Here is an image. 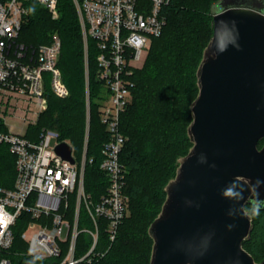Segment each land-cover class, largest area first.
<instances>
[{
  "label": "trees",
  "instance_id": "1",
  "mask_svg": "<svg viewBox=\"0 0 264 264\" xmlns=\"http://www.w3.org/2000/svg\"><path fill=\"white\" fill-rule=\"evenodd\" d=\"M216 1L171 0L164 10L167 23L162 34L153 38L144 64L133 71V99L121 116L122 131L128 136L121 161L127 168L125 192L130 198L133 214L124 218L112 243L104 231V224H101L98 250L104 255L94 264L151 262L154 240L149 227L162 209L167 196L165 187L176 176L179 159L193 146L188 134L193 120L191 105L199 94L198 67L213 36L212 6ZM27 8L19 41L31 52L39 44L50 43L54 35L60 37L62 49L58 65L70 93L66 97L55 95L47 79L48 107L41 112L37 125L31 127L25 136L37 141L43 129H55L60 140L71 144L81 159L86 129L90 125L85 189L94 201H98L109 183L100 168L102 150L109 134L101 122L99 110L102 90L96 76L95 44L90 40L91 118L88 122L84 38L74 0H59L56 18L38 2H28ZM263 146L264 139L259 142V147ZM15 163L16 157L8 146L0 144L1 187L14 186ZM251 207L252 204H248L246 209L250 212ZM73 210L72 203L69 217ZM26 217L23 215L14 228L15 240L8 251L12 263L55 264L58 258L43 259L27 254V244L16 232L19 225L26 223ZM252 219L253 228L250 237L244 241V247L257 262H262L264 207ZM90 244L89 235L82 232L77 239L78 254L86 252Z\"/></svg>",
  "mask_w": 264,
  "mask_h": 264
},
{
  "label": "built area",
  "instance_id": "2",
  "mask_svg": "<svg viewBox=\"0 0 264 264\" xmlns=\"http://www.w3.org/2000/svg\"><path fill=\"white\" fill-rule=\"evenodd\" d=\"M31 1L58 17L59 0H0V97L10 99L17 95L19 99H37L40 115L48 107L47 79L55 95L66 97L70 92L58 65L60 37L54 35L50 43L39 44L31 52L19 41L28 13L27 3ZM74 2L84 38L88 122L91 118L90 40L95 44L96 76L102 90L100 116L109 134L100 168L108 178V187L98 201L85 189L90 125L81 159L77 160L70 144L74 163L56 152V145L62 142L57 130L43 129L36 141L0 126V144H6L16 157L14 186H0V264H13L8 251L15 240V225L23 215L27 216L26 223L31 220L29 228L40 225L27 242L28 255L58 258L55 264H94L104 255L98 250L101 224L112 243L128 213L127 168L121 161L128 138L121 128V116L133 99V71L147 53L151 40L162 34L167 23L164 10L171 0ZM72 203L73 215L69 217ZM82 213L86 215L83 226ZM82 232L89 235L91 244L86 252L78 254L77 239ZM25 237L23 232L21 238Z\"/></svg>",
  "mask_w": 264,
  "mask_h": 264
},
{
  "label": "water",
  "instance_id": "3",
  "mask_svg": "<svg viewBox=\"0 0 264 264\" xmlns=\"http://www.w3.org/2000/svg\"><path fill=\"white\" fill-rule=\"evenodd\" d=\"M212 11L191 105L193 146L149 227L150 264H264L244 247L253 228L246 207H264V0H218ZM55 150L75 162L66 141ZM230 188L243 198L226 195Z\"/></svg>",
  "mask_w": 264,
  "mask_h": 264
},
{
  "label": "rangeland",
  "instance_id": "4",
  "mask_svg": "<svg viewBox=\"0 0 264 264\" xmlns=\"http://www.w3.org/2000/svg\"><path fill=\"white\" fill-rule=\"evenodd\" d=\"M151 45H152V42L149 45V49H148L147 53L149 52ZM147 53H144L143 59L137 63V67H140L144 64L145 57H146ZM38 103H39V101L37 99L30 100L29 98H24V97L19 99L17 95L12 96L10 99H8V97H0V126L6 127L7 129L11 128V129H13L17 132H20L24 135L29 134V129L31 127L37 125V123L39 121L40 115L38 114V106H39ZM101 109L103 110V107ZM101 109H100V111H101ZM87 120H88V118H87ZM127 138H128V136H127ZM85 140H86V138H85ZM55 142H56V140H53V143H55ZM76 158H77V160H79L78 157H76ZM132 214H133V211H132L130 198H129V200H128V213H127L126 217L127 218L131 217ZM28 221H29V219H28ZM85 221H86V215L84 213L82 226L84 225ZM29 222H31V220ZM29 222H27L21 226L19 225L16 228L17 234H22L23 232L26 233V237H25V239H23L24 241L22 240L25 243V245L27 244V242L29 241V239L33 235V233L40 229L39 224L37 226H35L34 228H31V227L29 228L28 227ZM8 256L11 259V257H10L11 255L9 253H8Z\"/></svg>",
  "mask_w": 264,
  "mask_h": 264
},
{
  "label": "clouds",
  "instance_id": "5",
  "mask_svg": "<svg viewBox=\"0 0 264 264\" xmlns=\"http://www.w3.org/2000/svg\"><path fill=\"white\" fill-rule=\"evenodd\" d=\"M29 11H31V9H29ZM225 194L229 195V196H239L241 199L243 198L242 191L241 192H234L233 189H231V188L228 189ZM260 207H261V202L258 200H253L250 212L245 211V215L258 216L259 212H260Z\"/></svg>",
  "mask_w": 264,
  "mask_h": 264
}]
</instances>
